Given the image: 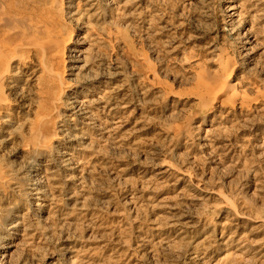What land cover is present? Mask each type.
<instances>
[{"label": "rangeland", "instance_id": "rangeland-1", "mask_svg": "<svg viewBox=\"0 0 264 264\" xmlns=\"http://www.w3.org/2000/svg\"><path fill=\"white\" fill-rule=\"evenodd\" d=\"M0 34V264H264V0H0Z\"/></svg>", "mask_w": 264, "mask_h": 264}, {"label": "bare ground", "instance_id": "bare-ground-1", "mask_svg": "<svg viewBox=\"0 0 264 264\" xmlns=\"http://www.w3.org/2000/svg\"><path fill=\"white\" fill-rule=\"evenodd\" d=\"M236 10V8L235 7H232L231 8V11H232V14H231V16L230 17H234V16H236V12H234ZM28 31L29 32H31V31H35L36 33L37 32H40V30L39 29H28ZM50 35V34H49ZM2 35L0 34V37H1ZM50 38H51V36H49ZM11 37L10 36H8V35H5L4 36V41L5 40H8V39H10ZM51 45L50 46H45V47H43V51L42 52H44V55L45 56H50V57H54L55 55H58V52H60V50H59V47H58V45H56V43L54 44V43H50ZM52 45H55V47H53ZM48 50V51H47ZM77 58V57H76ZM79 58V57H78ZM230 63V62H229ZM0 69H3V72H4V74L5 73H9V71H10V68H6V64H5V62H3L2 61V58H1V54H0ZM79 69V67L78 66H73V70H78ZM223 71H225L224 69H223ZM225 72H227V71H225ZM225 72H223V73H225ZM229 73V72H228ZM227 73V74H228ZM226 78V79H225ZM1 79V78H0ZM202 79V78H201ZM224 79V80H223ZM222 80H221V86H219L220 87V89H221V91H219L218 92V94L216 93V95L217 96H219L220 94H222V90L224 91V90H226V89H232V92L228 95V97L226 98V101L228 100V101H230V100H235L239 95H240V91H238V89H237V84H235V85H232L231 84V82H232V74H229L227 77H224ZM205 81V80H204ZM223 82V83H222ZM223 84V85H222ZM204 85V84H203ZM204 95V94H203ZM208 95V94H207ZM205 96V95H204ZM216 96V97H217ZM241 96V95H240ZM203 97V96H202ZM204 98V97H203ZM243 98V97H242ZM87 101H85V103H86ZM235 102V101H234ZM244 102V101H243ZM236 103V102H235ZM5 104V103H4ZM3 105V100H2V98L0 97V106H2ZM242 105V104H241ZM92 106H91V102H88L87 104H83V105H81V103H80V108H79V111L80 112H82V115H83V117H85L86 119H88V120H90V121H92V120H94V114H93V112H92V110L90 109ZM89 124H91V123H88V125ZM35 176V175H34ZM37 181V180H36ZM2 257H4V256H0V258H2Z\"/></svg>", "mask_w": 264, "mask_h": 264}]
</instances>
